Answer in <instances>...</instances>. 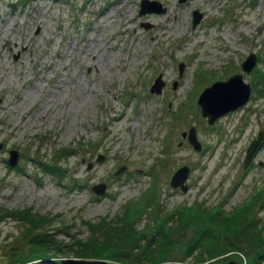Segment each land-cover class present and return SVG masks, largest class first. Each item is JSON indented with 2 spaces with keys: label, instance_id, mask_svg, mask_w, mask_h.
I'll use <instances>...</instances> for the list:
<instances>
[{
  "label": "rangeland",
  "instance_id": "rangeland-1",
  "mask_svg": "<svg viewBox=\"0 0 264 264\" xmlns=\"http://www.w3.org/2000/svg\"><path fill=\"white\" fill-rule=\"evenodd\" d=\"M156 1L163 10L138 14L139 0H0V205L47 214L66 250L87 236L88 221L119 214L152 187L160 212L192 202L227 211L252 199L264 235V87L253 80L255 68L264 72V0ZM193 9L201 16L191 26ZM249 52L255 61L243 71ZM235 72L249 85L246 100L208 123L197 94ZM190 124L199 150L179 135ZM59 148L73 152L59 158L61 176L36 167ZM181 164L185 190L168 184ZM21 233L14 218L0 220V264ZM73 258L100 259L60 257ZM211 259L190 264H221Z\"/></svg>",
  "mask_w": 264,
  "mask_h": 264
},
{
  "label": "trees",
  "instance_id": "trees-1",
  "mask_svg": "<svg viewBox=\"0 0 264 264\" xmlns=\"http://www.w3.org/2000/svg\"><path fill=\"white\" fill-rule=\"evenodd\" d=\"M253 80L264 87V72L255 68ZM52 153L53 159L36 158L35 165L50 175L61 176L63 168L58 160L73 152L59 148ZM157 206L152 187L123 203L119 214L99 217L93 223L86 221L88 234L71 242L76 247L70 248L71 254L106 259L107 264H153L164 260H169L168 264H190L211 258L223 262L230 257L236 258L238 264H258L264 259V235L257 226L252 199L227 211L220 205L205 206L201 202L175 205L163 212ZM144 215L149 218L139 225ZM5 216L17 220L22 232L20 241L9 248L6 264H33L46 258L59 264L60 257L70 252L64 248L66 243L54 238L47 214L34 213L28 207L6 209L0 205V220Z\"/></svg>",
  "mask_w": 264,
  "mask_h": 264
},
{
  "label": "water",
  "instance_id": "water-1",
  "mask_svg": "<svg viewBox=\"0 0 264 264\" xmlns=\"http://www.w3.org/2000/svg\"><path fill=\"white\" fill-rule=\"evenodd\" d=\"M151 4V5H150ZM163 8L158 4L156 0H139L137 13L141 14L146 11H161ZM201 13L196 9L191 11L190 25L193 26L200 18ZM255 61V55L253 52L247 53L244 58L239 62L240 69L248 71ZM182 63L177 64L178 72L180 73ZM163 84L159 75L153 78L149 85L148 90L158 92ZM249 85L244 82L239 72L232 73L227 78L221 80L212 81L210 84L200 90L196 96V103L199 106V111L202 116H205L208 123L212 122L219 114L235 108L237 105L243 103L248 95ZM263 130L258 129L255 135L248 141L244 148L243 157L241 160L242 167H244L251 157L252 153L256 149L258 143L261 140ZM180 137H184L194 150L200 149V142L198 141L194 125L190 124L186 130L180 131ZM180 144V140L176 142ZM8 155L6 162L8 165L15 163L17 152L14 149H8ZM90 162L86 163V168H89ZM123 166H120L115 172L121 170ZM188 172V166L181 164L177 166L170 174L168 178V184L171 187H178L181 190L187 188L186 176ZM105 189V183L95 182L90 185V190L95 194H101ZM237 260L233 258L226 259L221 264H237ZM169 260L159 261L154 264H168ZM59 264H107L103 259H60Z\"/></svg>",
  "mask_w": 264,
  "mask_h": 264
},
{
  "label": "bare ground",
  "instance_id": "bare-ground-1",
  "mask_svg": "<svg viewBox=\"0 0 264 264\" xmlns=\"http://www.w3.org/2000/svg\"><path fill=\"white\" fill-rule=\"evenodd\" d=\"M158 26H159V28H160V27H164V24L162 23V24H159ZM153 33H154V32H153ZM154 36H156V34H155V33H154V34H152V37H154ZM153 39H154V38H153Z\"/></svg>",
  "mask_w": 264,
  "mask_h": 264
}]
</instances>
